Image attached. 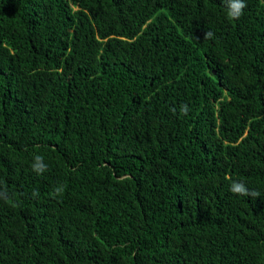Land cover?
Wrapping results in <instances>:
<instances>
[{"label": "trees", "instance_id": "1", "mask_svg": "<svg viewBox=\"0 0 264 264\" xmlns=\"http://www.w3.org/2000/svg\"><path fill=\"white\" fill-rule=\"evenodd\" d=\"M245 3L0 0V264H264V0Z\"/></svg>", "mask_w": 264, "mask_h": 264}, {"label": "clouds", "instance_id": "2", "mask_svg": "<svg viewBox=\"0 0 264 264\" xmlns=\"http://www.w3.org/2000/svg\"><path fill=\"white\" fill-rule=\"evenodd\" d=\"M222 3L224 4L226 16L230 20H237L243 15V10L246 8V3L245 0H222ZM213 33L211 31H207L204 35L205 39H211L213 37ZM190 111L189 107L187 104H184L180 107V112L183 115H187L188 112ZM32 170L36 172L37 174H42L47 170V164L44 163V157L41 155H35L33 157V162H32ZM63 187L57 186L54 189L53 195L59 196L63 192ZM229 190L237 195H249V190L245 186L244 183L242 182H233L230 185ZM33 197H36L39 195L37 191H33L32 193ZM258 195V194H257ZM7 199V192L5 190L4 197Z\"/></svg>", "mask_w": 264, "mask_h": 264}]
</instances>
